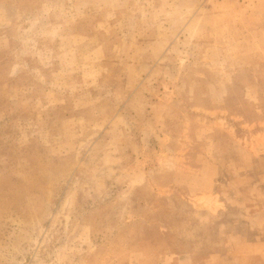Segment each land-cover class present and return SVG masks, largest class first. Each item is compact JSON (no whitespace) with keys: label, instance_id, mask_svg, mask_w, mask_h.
Listing matches in <instances>:
<instances>
[{"label":"rangeland","instance_id":"obj_1","mask_svg":"<svg viewBox=\"0 0 264 264\" xmlns=\"http://www.w3.org/2000/svg\"><path fill=\"white\" fill-rule=\"evenodd\" d=\"M0 264H264V0H0Z\"/></svg>","mask_w":264,"mask_h":264}]
</instances>
